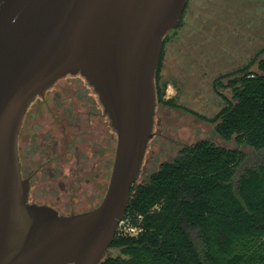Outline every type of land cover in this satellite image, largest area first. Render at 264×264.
<instances>
[{"label": "water", "instance_id": "obj_1", "mask_svg": "<svg viewBox=\"0 0 264 264\" xmlns=\"http://www.w3.org/2000/svg\"><path fill=\"white\" fill-rule=\"evenodd\" d=\"M189 0H0V264H100L153 137L163 38ZM81 74L117 134L101 202L61 214L29 202L19 133L28 106Z\"/></svg>", "mask_w": 264, "mask_h": 264}, {"label": "trees", "instance_id": "obj_2", "mask_svg": "<svg viewBox=\"0 0 264 264\" xmlns=\"http://www.w3.org/2000/svg\"><path fill=\"white\" fill-rule=\"evenodd\" d=\"M178 27L163 38L155 75L156 100L170 107L176 105L164 99L159 73ZM213 89L224 105L207 120L223 140L250 147L258 160L249 165L241 149L210 140L183 147L147 182L135 181L123 220L137 233L118 228L100 264H264V46L244 66L218 75ZM111 248L120 253L108 255Z\"/></svg>", "mask_w": 264, "mask_h": 264}, {"label": "rangeland", "instance_id": "obj_3", "mask_svg": "<svg viewBox=\"0 0 264 264\" xmlns=\"http://www.w3.org/2000/svg\"><path fill=\"white\" fill-rule=\"evenodd\" d=\"M263 46L264 0L189 1L180 26L165 44L159 73L160 84L166 85L164 99H172L179 107L157 101L154 134L137 183L147 182L162 162L175 159L183 147L200 140L241 149L247 154L246 163L249 165L258 160V153L250 147L238 145L235 140H223L215 130V123L207 119L215 117L224 105L223 99L213 89L214 79L244 66ZM252 69L256 70L257 65ZM225 94L231 96L230 90H226ZM45 97L37 99L30 107V110L39 107V118L44 123L48 124L51 120L49 107L61 110L65 106L72 111L75 104L81 111L80 173L74 176L72 188L60 182L56 184L58 187L48 189L40 176L36 177L29 199L50 203L61 214L94 208L103 199L110 179V175H100L97 170L99 156L96 144L101 142L107 128L104 118L94 113V100L98 96L81 74H68L60 77L45 93ZM26 122L19 136L21 162L28 142ZM72 131L70 127V133ZM111 135L114 161L117 134L113 127ZM119 231L132 235L137 233L127 225L120 226ZM119 253V249L111 248L108 255Z\"/></svg>", "mask_w": 264, "mask_h": 264}, {"label": "flooded vegetation", "instance_id": "obj_4", "mask_svg": "<svg viewBox=\"0 0 264 264\" xmlns=\"http://www.w3.org/2000/svg\"><path fill=\"white\" fill-rule=\"evenodd\" d=\"M45 93L38 95L28 106L22 124L23 127L24 121H27L28 142L22 162L20 160L21 172L23 178L29 179L30 181V191L34 179L38 176L47 185L48 189H54L57 186L56 184H60V182H64L65 186L72 188L75 182L73 179L74 176L80 173L81 111L75 104H73L72 111L71 109L69 111L70 107L65 106H62L61 110H57L55 107H49L47 109L49 110L51 120L48 124L44 123L40 120L41 117L39 118V107L31 110L30 107L37 99H45ZM94 101L96 102L94 107L96 111L94 113L97 114V117L104 118L107 127L101 142L96 144V152L99 156L97 170L100 171V175L103 173L104 176L108 177V175H111L113 167L112 124L104 111L99 96ZM86 119L89 121L88 117ZM70 127L73 128L71 133ZM92 135L94 134L92 133ZM102 162H104L103 165L101 164ZM29 202L47 204L30 201V199ZM47 205L52 206L50 203Z\"/></svg>", "mask_w": 264, "mask_h": 264}, {"label": "built area", "instance_id": "obj_5", "mask_svg": "<svg viewBox=\"0 0 264 264\" xmlns=\"http://www.w3.org/2000/svg\"><path fill=\"white\" fill-rule=\"evenodd\" d=\"M123 225H127V224H126V221H124V220H122V221L120 222L119 227H120V226H123ZM119 227H118V228H119ZM128 227H129V226H128ZM129 229L134 230L135 228H131V227H129ZM135 230H136V229H135Z\"/></svg>", "mask_w": 264, "mask_h": 264}]
</instances>
